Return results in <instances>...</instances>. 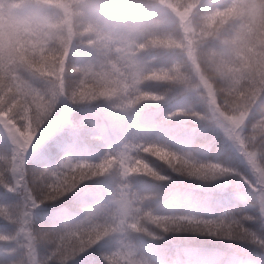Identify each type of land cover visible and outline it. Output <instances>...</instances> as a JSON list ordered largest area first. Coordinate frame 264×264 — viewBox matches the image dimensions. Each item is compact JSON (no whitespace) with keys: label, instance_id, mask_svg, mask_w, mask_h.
<instances>
[{"label":"clouds","instance_id":"1","mask_svg":"<svg viewBox=\"0 0 264 264\" xmlns=\"http://www.w3.org/2000/svg\"><path fill=\"white\" fill-rule=\"evenodd\" d=\"M169 103L164 122L191 118L222 134L242 170L195 140L142 137L120 144L147 145L130 162L136 175L109 165L89 180L81 168L50 191L42 170L25 179L18 167L5 176L24 189L11 212L0 203V264H71L94 246L99 264H191L145 252L176 233L157 221L203 217L183 206L191 188L229 191L233 203L214 217L232 223L209 235L229 242L211 264H264V0H0V122L21 143L34 122L76 127L77 109L90 112L80 127L107 138ZM85 184L73 208L40 218L46 201Z\"/></svg>","mask_w":264,"mask_h":264},{"label":"rangeland","instance_id":"2","mask_svg":"<svg viewBox=\"0 0 264 264\" xmlns=\"http://www.w3.org/2000/svg\"><path fill=\"white\" fill-rule=\"evenodd\" d=\"M172 107L173 105L171 103L159 105L156 108H152L150 106L146 110L159 112L156 122L153 119L146 120L144 118L139 123L126 125L125 132L113 131L106 139L99 140L105 142V144H103V151L100 148L101 144H95L96 146L93 145V140L98 141V139L92 138L87 128H82L79 126V121L81 120L82 116L90 115V112H88L87 110L81 111L77 109L71 114V120L76 123L77 126L71 127L66 124L61 125L59 118H54L52 123L44 127L41 133L37 135L32 147L29 149L25 157V161L29 159L34 162H40L45 167L52 168L60 162L65 154H70L78 159L99 158L109 148H117L120 146L122 141H125L126 139H133L135 137L160 139L177 148L187 147L188 145L185 146L180 144V140L183 139V136H190V133L193 134V131L195 130H198L199 132L206 129L202 130V126L197 124L191 118H170L167 122H164L162 115L166 112L171 111ZM156 124L158 125V127H156ZM169 128L172 129L171 132H168ZM41 137H43V139ZM48 137H53L54 139H56V145L54 143V146L49 145L47 143ZM82 141L84 143L88 142L89 144L87 146L91 147L92 149L84 147L82 145ZM78 142L80 143L79 147L76 146ZM205 144L207 143L205 142ZM8 151L9 144L7 141V137L3 132H0V159L3 158ZM231 153L234 155L232 151ZM2 168L3 166H1L0 164V169ZM238 168H242V165H238ZM4 193L5 189L2 185H0V203L6 202L3 195ZM8 199L14 201L16 197L9 193ZM184 205L185 207L190 208L193 212H196L191 208L189 204L186 205V203H184L183 206ZM62 207H66V205H62L58 209ZM230 207H232V204L222 205L218 212L215 213V216L223 214ZM42 213L43 212L41 210L40 214ZM50 218L51 217H48V219ZM2 224L3 221H0V225ZM170 235L173 236L174 233H170ZM159 250H162V248L158 247L156 243H150L145 247L146 254L152 256L156 255ZM182 259L187 260L183 257ZM191 263L211 264V260L199 259L197 261H192Z\"/></svg>","mask_w":264,"mask_h":264},{"label":"snow or ice","instance_id":"3","mask_svg":"<svg viewBox=\"0 0 264 264\" xmlns=\"http://www.w3.org/2000/svg\"><path fill=\"white\" fill-rule=\"evenodd\" d=\"M2 110V109H0ZM47 113H45V118ZM0 128L4 129V132L7 137L8 144L11 146L7 154V167L6 169L0 170V185L5 189L4 198L7 203L2 205L8 212H11L14 206V201L8 199V194L16 195L17 190L24 189V183L17 181L16 183H10L6 178V174H14L17 171L18 167H23L25 172V179H27V171L25 168V157L32 147L34 140L37 135L41 133L43 129V120L39 123L34 122L31 125V132H25V141L31 139V143H21L17 139V134L15 131L7 126V124L0 122ZM34 134V136H33ZM43 139V137H41ZM95 139L102 140L106 139L101 135H97ZM147 145L136 144L134 142H128L122 144L117 148H109L104 154L96 160L90 159H74L72 155L65 154L63 159L52 168L45 167L42 170L41 179H43L46 184L50 187V191L55 189L57 184L64 179L65 176L79 177L80 169L83 168L85 171L89 169L88 176L85 179H93L92 173H98L100 169L106 168L109 165L112 167L122 168L124 175L131 173L136 175V169L130 166V162H134V157L136 151L143 152V148ZM159 151H164L163 148H160ZM145 155H150V153H145ZM82 181L77 179V183ZM0 219H3L0 216ZM161 229L167 232L170 228L175 230L176 233L191 231V233L197 234H207L213 235L218 233L220 230L228 228L232 221H229L225 217L220 218H206L199 216H174L166 217L163 219V222L157 221ZM94 247L85 250L82 252L78 258V264H99V260L94 251Z\"/></svg>","mask_w":264,"mask_h":264},{"label":"trees","instance_id":"4","mask_svg":"<svg viewBox=\"0 0 264 264\" xmlns=\"http://www.w3.org/2000/svg\"><path fill=\"white\" fill-rule=\"evenodd\" d=\"M149 107L150 106H148L147 108H149ZM151 107L156 108L157 105H152ZM158 113H159L158 111L145 110V119L146 120L153 119L156 122V120L158 119V117H157ZM166 113H164L162 115V118L165 116ZM156 127H158L157 124H156ZM171 131H172V129L169 128L168 132H171ZM53 139H54L53 137H48L47 143L49 145L54 146L56 139H54V140ZM193 140H195L196 142H198L200 144L207 145L210 148V157H217L218 156V158L221 161L226 162L227 164H229L233 167H236V168H238V165H240V162L238 161V159L235 157V155H233L231 153L232 150L228 147V145H227L226 141L224 140L222 134H220L218 132H214L212 130H208V131L204 130V131H199V132H198V130H195V131H193V134L190 133V136H188V135H187V137L183 136V139L180 140V144L185 145V146L186 145L189 146ZM205 142L207 144H205ZM88 144H89L88 142L84 143L82 141V145L84 147L92 149L91 147L87 146ZM95 144H97V145L101 144L100 148L103 151V149H104L103 144H105V142L99 141V140L98 141L93 140V145L96 146ZM76 146L79 147L80 143L78 142L76 144ZM89 159L90 160H96L98 158H89ZM2 161H3V159L1 158L0 164H1V166H4V161L3 162ZM25 163H26L25 168H26L27 175H28L29 179H31L34 174H37L39 171H41L45 168V166L42 165L40 162L38 164V162H34L32 160H29V159L26 160ZM241 170H242V168H241ZM85 187H87V184L81 185V187L78 190H76L74 193H70V194L66 195L65 197L60 198L59 200L46 201L41 206L42 208L40 210L43 211V214L42 215L40 214V218L42 220H47L48 217H51L52 214L54 212H56V210L62 205H66L67 208H73L75 201L84 192ZM190 191L194 193V197L186 200L187 202L186 201H184V202L189 204L191 206V208L194 211H196L195 213H197L199 215L202 214L201 216H203V217L204 216H206V218L217 217L218 215L215 216V213H217L218 210L221 208V206L224 204H232V206H233V203L231 202V198H230L231 196H229L230 195L229 191H223L220 189L206 190V189H202V188H191ZM220 197H221V199H220ZM214 199H215V201H214ZM217 200H218V202H217ZM211 203L213 206H210ZM206 207H208V210ZM211 209H212V211H211ZM210 214H212V216ZM247 224L248 225L250 224L249 227H253V228L258 226L253 221H248ZM154 243H156L158 247H161L162 250L167 252L168 254H170V255L180 254L179 256L181 258L182 257L186 258L188 261H191V262L196 261L198 259H207V260L212 261L213 260L212 253L214 251H216V250L223 251L229 247V242L225 241L223 239H218L216 237H212V236H209L207 234H197V233H191V232L174 233L173 236H171L169 233L164 239L155 240V241L151 242V244H154ZM198 243H200L201 246ZM169 250H171V251H169ZM176 250L180 251V252H177ZM90 251H94L96 256H97V259L99 260L97 247L94 246V248ZM189 253H191V254H189ZM190 259H192V260H190ZM72 263L78 264V258L74 262L72 261L71 264Z\"/></svg>","mask_w":264,"mask_h":264},{"label":"bare ground","instance_id":"5","mask_svg":"<svg viewBox=\"0 0 264 264\" xmlns=\"http://www.w3.org/2000/svg\"><path fill=\"white\" fill-rule=\"evenodd\" d=\"M0 161H1V159H0ZM3 161H4V160H3ZM3 161H2V162H3ZM28 163H29V162H28ZM25 164H26V163H25ZM38 164H39V162H38ZM41 167H42V166H41ZM228 193H229V192H228ZM216 195H217V194H216ZM225 196H226V195H225ZM229 196H230V195H229ZM211 197H212V196H211ZM225 198H226V197H225ZM230 198H231V197H230ZM220 199H221V197H220ZM220 199H219V200H220ZM226 199H227V198H226ZM228 199H229V198H228ZM222 200H223V199H222ZM222 200H221V201H222ZM214 201H215V199H214ZM225 201H226V200H225ZM186 202H187V201H186ZM210 202H211V201H210ZM217 202H218V200H217ZM222 202H223V201H222ZM231 202H232V201H231ZM184 203H185V202H184ZM184 203H183V204H184ZM220 203H221V202H220ZM203 204H204V203H203ZM222 204H223V203H222ZM186 205H187V203H186ZM205 205H206V204H205ZM214 205H215V204H214ZM218 205H219V204H218ZM206 206H207V205H206ZM210 206H213L212 203H211ZM184 207H185V205H184ZM224 207H225V206H224ZM41 208H42V207H41ZM186 208H187V207H186ZM206 208H207V210H208V207H206ZM211 208H212V207H211ZM199 209H200V208H199ZM203 209H204V208H203ZM213 210H214V209H213ZM211 211H212V209H211ZM222 211H223V210H222ZM39 212H41V210H39ZM42 212H43V211H42ZM42 214H43V213H42ZM42 214H41V215H42ZM44 214H45V213H44ZM51 214H52V213H51ZM196 214H197V213H196ZM213 214H214V213H213ZM201 215H202V214H201ZM210 215L212 216V214H210ZM210 215H209V216H210ZM204 217H206V216H204ZM209 218H210V217H209ZM248 226H250V224H249ZM252 226H253V225H252ZM202 240H203V239H202ZM198 244L200 245V243H198ZM200 246H201V245H200ZM169 248H170V247H169ZM200 248H201V247H200ZM200 248H199V249H200ZM218 248H219V247H218ZM175 249H176V248H175ZM202 249H203V248H202ZM209 249H210V248H209ZM179 250H180V249H179ZM194 250H195V249H194ZM210 250H211V249H210ZM169 251H171V250H169ZM176 251H177V250H176ZM177 252H180V251H177ZM177 252H176V253H177ZM196 252H197V251H196ZM201 252H202V251H201ZM206 252H207V251H206ZM170 253H171V252H170ZM189 254H191V253H189ZM199 254H200V253H199ZM175 255H176V254H175ZM178 255H180V254H178ZM203 256H204V255H203ZM194 258H195V257H194ZM201 258H202V257H201ZM211 258H212V257H211ZM195 259H196V258H195ZM190 260H192V259H190ZM193 260H194V259H193ZM198 260H199V259H198ZM206 260H207V259H206ZM74 261H75V260H74ZM74 261H73V262H74ZM196 261H197V260H196ZM190 262H191V261H190ZM198 262H199V261H198ZM201 262H202V261H201ZM201 262H200V263H201ZM209 262H210V261H209ZM194 263H195V262H194ZM72 264H73V263H72ZM75 264H76V263H75ZM191 264H193V263H191ZM204 264H205V263H204ZM206 264H207V263H206ZM209 264H210V263H209Z\"/></svg>","mask_w":264,"mask_h":264}]
</instances>
